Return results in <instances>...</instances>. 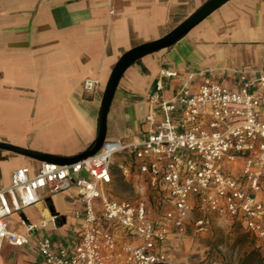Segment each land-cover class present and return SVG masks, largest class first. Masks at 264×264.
Returning <instances> with one entry per match:
<instances>
[{
  "label": "crops",
  "instance_id": "obj_1",
  "mask_svg": "<svg viewBox=\"0 0 264 264\" xmlns=\"http://www.w3.org/2000/svg\"><path fill=\"white\" fill-rule=\"evenodd\" d=\"M204 1L0 0V142L61 156L84 151L97 134L102 93L119 56L164 35ZM240 72L250 80L264 74V0H228L173 45L128 66L107 112L105 140L140 141L161 118L163 101L182 89L197 91L204 78L234 88ZM87 78L98 81L95 91L83 90ZM259 118L264 120V107ZM40 164L0 149V188L9 185L14 169L27 167L33 174ZM110 173L111 181L101 186L110 197L144 198L151 220L168 209L163 186L149 185L129 151L112 157ZM261 184L264 199V178ZM38 194L36 203L7 219L8 227L24 231L35 224L33 237L45 235L55 246L70 247L80 227L73 211L82 207L75 189ZM150 197L156 200L154 209ZM198 216L192 208L181 232L166 222L168 264H216L206 256L209 244L202 240L211 224L207 232L196 233ZM223 216L212 214L210 221ZM113 231L121 242H136L119 228ZM256 239L264 250V240ZM0 264L43 261L33 244L3 243Z\"/></svg>",
  "mask_w": 264,
  "mask_h": 264
},
{
  "label": "built area",
  "instance_id": "obj_2",
  "mask_svg": "<svg viewBox=\"0 0 264 264\" xmlns=\"http://www.w3.org/2000/svg\"><path fill=\"white\" fill-rule=\"evenodd\" d=\"M97 86L94 78L82 84L87 92ZM160 107L161 118L136 143L105 141L92 156L68 165L41 162L33 174L27 167L14 169L9 185L0 188V249L3 243L33 244L43 264H168L166 222L184 231L192 208L199 212L196 233L207 232L211 215L217 214L240 221L264 240V120L259 118L264 74L250 80L240 72L234 88L204 78L197 91L182 89ZM123 150L134 155L152 188L165 189L169 207L157 220L148 217L144 198L115 199L101 188L111 181L112 157ZM71 188L82 207L73 211L80 227L70 247L55 246L45 235L33 237L35 224L24 231L8 227L7 219L36 203L40 190ZM113 228L136 242L119 241Z\"/></svg>",
  "mask_w": 264,
  "mask_h": 264
},
{
  "label": "water",
  "instance_id": "obj_3",
  "mask_svg": "<svg viewBox=\"0 0 264 264\" xmlns=\"http://www.w3.org/2000/svg\"><path fill=\"white\" fill-rule=\"evenodd\" d=\"M228 0H206L186 18L172 27L168 32L159 38L145 41L124 51L115 64L105 83L102 93L99 114L98 130L93 142L82 152L73 156H61L48 153H42L32 149L0 142V149L10 151L16 154L27 156L40 162L56 163L58 165H68L94 155L104 144L106 136L107 112L111 104L114 92L118 82L128 66L140 59L146 54L167 48L181 39L190 29L205 19L214 10L219 8Z\"/></svg>",
  "mask_w": 264,
  "mask_h": 264
},
{
  "label": "rangeland",
  "instance_id": "obj_4",
  "mask_svg": "<svg viewBox=\"0 0 264 264\" xmlns=\"http://www.w3.org/2000/svg\"><path fill=\"white\" fill-rule=\"evenodd\" d=\"M187 14V12H186ZM128 189L125 188V192ZM151 208L154 209L155 199L149 198ZM211 232L203 237V241L209 244L205 251L206 256L216 264H241L242 258L251 251H256L258 257L264 259V250L257 246L254 235L247 232L243 224L228 216L211 218ZM54 239L57 236L53 235ZM6 248L4 249V252ZM246 264H261L258 259Z\"/></svg>",
  "mask_w": 264,
  "mask_h": 264
},
{
  "label": "trees",
  "instance_id": "obj_5",
  "mask_svg": "<svg viewBox=\"0 0 264 264\" xmlns=\"http://www.w3.org/2000/svg\"><path fill=\"white\" fill-rule=\"evenodd\" d=\"M258 259V261L261 264H264V259L258 257L257 252L256 251H251L248 254H246L242 260H241V264H246L248 261L252 262L253 260Z\"/></svg>",
  "mask_w": 264,
  "mask_h": 264
}]
</instances>
